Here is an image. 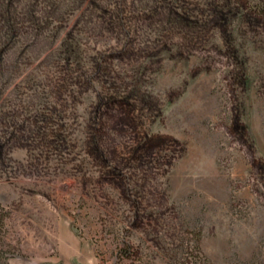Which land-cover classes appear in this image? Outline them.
<instances>
[{"label":"rangeland","instance_id":"obj_1","mask_svg":"<svg viewBox=\"0 0 264 264\" xmlns=\"http://www.w3.org/2000/svg\"><path fill=\"white\" fill-rule=\"evenodd\" d=\"M0 244L24 264H264V0H0Z\"/></svg>","mask_w":264,"mask_h":264},{"label":"trees","instance_id":"obj_2","mask_svg":"<svg viewBox=\"0 0 264 264\" xmlns=\"http://www.w3.org/2000/svg\"><path fill=\"white\" fill-rule=\"evenodd\" d=\"M2 226H3L2 218L0 217V229ZM1 247L2 245L0 244V264H8V260L13 256V254L9 253L7 250Z\"/></svg>","mask_w":264,"mask_h":264},{"label":"crops","instance_id":"obj_3","mask_svg":"<svg viewBox=\"0 0 264 264\" xmlns=\"http://www.w3.org/2000/svg\"><path fill=\"white\" fill-rule=\"evenodd\" d=\"M8 264H24V263H18L15 259H9Z\"/></svg>","mask_w":264,"mask_h":264}]
</instances>
